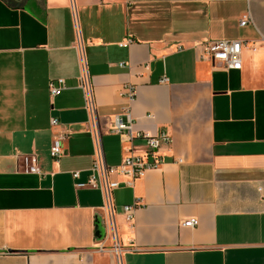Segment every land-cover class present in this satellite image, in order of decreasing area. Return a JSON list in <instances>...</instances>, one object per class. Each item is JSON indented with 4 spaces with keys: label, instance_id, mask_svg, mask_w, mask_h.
I'll return each mask as SVG.
<instances>
[{
    "label": "crops",
    "instance_id": "obj_1",
    "mask_svg": "<svg viewBox=\"0 0 264 264\" xmlns=\"http://www.w3.org/2000/svg\"><path fill=\"white\" fill-rule=\"evenodd\" d=\"M79 39L106 163H122L109 130L126 106L137 130L172 139L160 169L132 186L118 177L120 262L101 192L76 187L94 155ZM219 40L243 43L240 69L204 57ZM58 79L67 89L52 97ZM60 132L69 138L55 161ZM23 156L42 175L23 173ZM136 203L129 223L123 208ZM189 219L198 226L181 225ZM0 264H264V0H0Z\"/></svg>",
    "mask_w": 264,
    "mask_h": 264
},
{
    "label": "built area",
    "instance_id": "obj_2",
    "mask_svg": "<svg viewBox=\"0 0 264 264\" xmlns=\"http://www.w3.org/2000/svg\"><path fill=\"white\" fill-rule=\"evenodd\" d=\"M247 1V0H242ZM250 22V16L247 14L242 17L240 21L241 26H245ZM244 45L240 41L219 40L207 43L204 46V57L213 61L214 63H221L228 69L241 68V54ZM76 51L79 63V76L77 78L78 89L82 93L83 106L87 113L88 133L90 134L94 155L93 162L90 168V175L86 183L76 184L77 188H88L98 190L103 197V209L106 213V238L113 243V251L117 255L120 262V243L117 232L116 223V209L114 205V192L120 186L118 177L126 179L125 184L132 186L133 182L145 176L149 171L158 170L164 164L163 154L164 149H169L172 144V139L167 132H160L152 135L147 132L139 131L135 127L130 106L122 109L121 113L114 116L110 127V133L118 136L121 143L124 145V157L122 163L118 166H109L104 157L102 136L103 131L100 124V117L98 114L94 88L89 75L88 63L84 52V47L79 39L76 45ZM121 67L125 65L120 64ZM162 82H166L163 79ZM67 89V83L64 79L50 81L49 92L52 97H57ZM136 90L133 85L126 84L122 87L121 97L128 103H132L136 99ZM51 126L57 128L59 121L57 119L51 120ZM69 138V133H58L52 142L50 148V156L53 160L58 161L62 158L63 144ZM141 142L144 146L142 153L134 151V143ZM181 162V160H179ZM22 172L42 175V170L39 165V160L36 156H23L21 158ZM79 172L73 173V178H79ZM140 206L136 203L132 206H125L123 208L126 220L132 223L134 220V213ZM199 221L197 219H189L183 221L181 225L187 228L197 227ZM105 245H100L99 250L104 251Z\"/></svg>",
    "mask_w": 264,
    "mask_h": 264
}]
</instances>
